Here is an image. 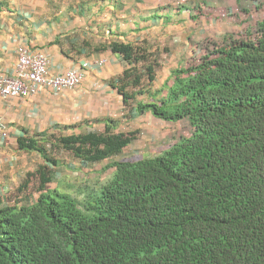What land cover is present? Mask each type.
Returning <instances> with one entry per match:
<instances>
[{
    "label": "trees",
    "instance_id": "trees-1",
    "mask_svg": "<svg viewBox=\"0 0 264 264\" xmlns=\"http://www.w3.org/2000/svg\"><path fill=\"white\" fill-rule=\"evenodd\" d=\"M256 36L169 70L156 89L152 55L112 42L128 66L111 83L124 105L185 120L189 136L153 157L111 161L104 183L55 187L56 151L91 167L135 133H112L107 121L103 132L19 136L17 150L44 164L0 207V264H264V19Z\"/></svg>",
    "mask_w": 264,
    "mask_h": 264
},
{
    "label": "crops",
    "instance_id": "crops-1",
    "mask_svg": "<svg viewBox=\"0 0 264 264\" xmlns=\"http://www.w3.org/2000/svg\"><path fill=\"white\" fill-rule=\"evenodd\" d=\"M155 5V0H0L1 73L13 75L19 47L45 54L52 75L83 70V81L74 90L54 93L41 89L30 97L0 98V125L7 134L0 143V207L16 195L27 173L44 164L36 153L17 150V138L25 132L56 136L103 132L107 121L112 133L131 132L122 123L138 122L135 105L125 106L123 97L111 86L128 66L111 52L110 44L138 46L153 59L163 58L167 71L156 73L159 82L169 70L181 66L186 53V29L171 36L178 47L162 42L154 52V36L162 29V21L155 20ZM71 159H58L52 184L75 175L73 171L86 172L109 161L85 168Z\"/></svg>",
    "mask_w": 264,
    "mask_h": 264
},
{
    "label": "rangeland",
    "instance_id": "rangeland-1",
    "mask_svg": "<svg viewBox=\"0 0 264 264\" xmlns=\"http://www.w3.org/2000/svg\"><path fill=\"white\" fill-rule=\"evenodd\" d=\"M202 1L206 4H202ZM155 4V20L162 21V29L161 32L156 31L154 36V52L159 50L158 47L162 42L178 47L173 45L171 36L186 29L184 32L187 35L184 38L186 53L180 67L195 65L207 52L214 50L215 46H223L233 40L254 41L257 38V23L264 19V0L242 4H237L236 0H155ZM166 27L171 28L165 29ZM158 28L155 26V29ZM182 36L180 38H183ZM167 37L169 40L166 39ZM153 60L159 65L156 73L165 74L167 67L163 65V58L157 56ZM161 84L162 82L156 79L153 87L156 89ZM127 121L122 125L135 133L136 139L121 154L109 159L108 162L104 161L102 165L89 168L86 172L73 171L71 173L75 175L64 177L63 180L78 186L104 183L113 173V169H107L111 161H137L143 156L148 158L159 155L178 139L189 136L191 132L185 120L166 123L154 119L149 113L140 115L136 124ZM54 157L63 161H72L69 155L61 151H56Z\"/></svg>",
    "mask_w": 264,
    "mask_h": 264
},
{
    "label": "built area",
    "instance_id": "built-area-1",
    "mask_svg": "<svg viewBox=\"0 0 264 264\" xmlns=\"http://www.w3.org/2000/svg\"><path fill=\"white\" fill-rule=\"evenodd\" d=\"M82 81L81 68L70 69L61 75H52L48 70V59L45 54L19 47L13 75L0 72V98L30 97L41 89L54 93L71 91L79 87ZM6 137V129L0 125V143Z\"/></svg>",
    "mask_w": 264,
    "mask_h": 264
}]
</instances>
